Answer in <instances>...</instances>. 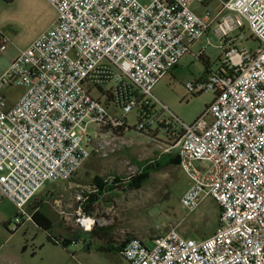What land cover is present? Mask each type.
I'll return each mask as SVG.
<instances>
[{
	"label": "built area",
	"instance_id": "2783aa9c",
	"mask_svg": "<svg viewBox=\"0 0 264 264\" xmlns=\"http://www.w3.org/2000/svg\"><path fill=\"white\" fill-rule=\"evenodd\" d=\"M48 1L56 21L0 75V198L15 205V222L31 219L27 205L48 182H68L92 154L130 145L129 131L152 139L163 133V153L179 144L189 179L182 207L194 212L212 198L219 224L204 238L172 228L152 247L134 236L122 257L130 264H264V0H219L215 15L194 12L196 0ZM215 21L229 48L207 77L186 84L192 95L212 91L214 99L184 123L167 116L152 91ZM245 25L261 46L238 48L231 33ZM11 87L23 92L7 105ZM125 166L128 181L146 165ZM94 191L84 192L76 213L86 231L98 223L83 208Z\"/></svg>",
	"mask_w": 264,
	"mask_h": 264
},
{
	"label": "rangeland",
	"instance_id": "374dc122",
	"mask_svg": "<svg viewBox=\"0 0 264 264\" xmlns=\"http://www.w3.org/2000/svg\"><path fill=\"white\" fill-rule=\"evenodd\" d=\"M13 7L17 9L12 10ZM192 10L199 15L207 11L215 15L220 11V2L196 0ZM0 13L6 22L4 25L9 33L10 47L33 42L52 26L56 18V10L48 0H16L13 4H5ZM217 23L215 21L211 25L201 39L205 43L199 42L198 47L202 48L205 44L204 58L213 69L224 57V48H229L215 31ZM231 36L239 38L238 48L256 49L261 46V42L252 38L248 25L232 32ZM192 53L184 56L152 91L168 107L167 116H175L188 124L200 117L214 99L212 91L192 95L186 89L188 82L199 80L208 70L205 62ZM4 60L5 57H2L0 63ZM22 92L21 87L6 88V104L15 102ZM95 94L98 95V91L95 90ZM135 116V112L130 114L131 124H134ZM127 134L131 138L130 145L108 156H90L74 179L48 182L35 196L34 199L44 202L41 211L52 222L49 231L31 219L16 223L15 205L6 197L0 198V264H130L117 251L101 249L107 244L83 232L86 230L79 227L75 220L80 197L87 191L88 185L104 183L111 177L124 179L128 171L124 167L126 160L144 165L161 159L164 166L169 165L170 155L163 153L167 142L163 133L159 139H152L134 130ZM179 149L180 145L176 144L174 151ZM188 187L189 179L179 166L170 164L152 171L139 189L125 186L104 192L93 205L91 215L98 220L95 227H111L114 241L121 242L128 237L138 236L151 247L152 238L165 235L172 228L194 238L210 236L219 224V204L207 198L196 211L188 212L181 205V197ZM74 231L78 232V237L64 246L62 240L72 236ZM55 238L60 243H56Z\"/></svg>",
	"mask_w": 264,
	"mask_h": 264
},
{
	"label": "trees",
	"instance_id": "16d2710c",
	"mask_svg": "<svg viewBox=\"0 0 264 264\" xmlns=\"http://www.w3.org/2000/svg\"><path fill=\"white\" fill-rule=\"evenodd\" d=\"M203 59V58H201ZM221 60V59H220ZM205 64L208 66L207 61H205ZM166 155H170V160H169V165H175L179 166V157L178 153L176 151H172L169 153H165ZM161 159H155L152 161H149L148 164L145 166L144 170L138 174L137 176L133 177L130 180H122L120 178H115L112 183H98L99 190L95 193H91L89 196V199L87 202L83 203V208L86 214L91 215L92 211L94 210L93 205L96 204V202L99 201L100 197L103 195L104 192L106 191H114L115 189L118 188H123V187H129L131 189H139L141 188L142 184L146 182V180L150 177L152 171H158L163 167H168L164 166L163 163L160 161ZM105 185V187H104ZM107 188V189H106ZM42 207L39 208L36 212L33 213L32 219L43 229L48 230L52 227L51 225V220L49 219L48 216H46L45 213L41 211ZM21 224V223H18ZM85 233H90L92 237H97V239L101 240L104 245L107 244V246H102L101 249L104 250H115L117 253L121 254V246H123L126 241H129L132 237H128L126 240H123L121 242L114 241L111 236V227L109 226H100V227H94L90 231H83ZM77 231H74L69 238H65L62 240V244L64 246H67L68 243H71L74 241V238L76 239L78 236ZM54 241L56 243H60V240L58 238H55ZM26 248V246H25Z\"/></svg>",
	"mask_w": 264,
	"mask_h": 264
},
{
	"label": "crops",
	"instance_id": "0c3cea01",
	"mask_svg": "<svg viewBox=\"0 0 264 264\" xmlns=\"http://www.w3.org/2000/svg\"><path fill=\"white\" fill-rule=\"evenodd\" d=\"M18 1V0H17ZM14 2H16V0H0V12H1V10H2V8L5 6V4H13ZM15 9H17L16 7H13L12 8V10H15ZM2 14H3V12H2ZM56 19H57V13H56V18H55V21H56ZM54 21V22H55ZM6 22H5V20H4V17L1 15V13H0V46H1V44H2V42H3V40L5 39V38H9V33H8V30H7V27L4 25ZM10 31L12 32L13 30L12 29H10ZM44 32V31H43ZM40 35V34H39ZM38 35V36H39ZM37 36V37H38ZM204 37V36H203ZM202 37V38H203ZM201 38V39H202ZM201 39L200 40H198L197 42H195L194 44H193V46H192V54L196 57V58H199V59H201V58H203V59H201L203 62H205V61H207V59H205L204 57H206L205 56V49L203 48L204 46H205V44L202 46V48H199L198 49V47L200 46V44H199V42L200 43H205V41L204 40H202L201 41ZM32 43V42H31ZM31 43H29V44H25V45H20V46H13V47H10V43H9V39H8V43H7V46H6V48L5 49H1L0 48V60H1V58L2 57H5V60L2 62V63H0V75L4 72V71H6L7 70V68L11 65V63L19 56V54L25 49V48H27ZM201 53V55H200V57H197L196 56V54H200ZM181 61V60H180ZM179 61V62H180ZM179 64V63H178ZM208 67V70H207V73L202 77V78H205V77H207L208 75H209V73L212 71V69L213 68H211L209 65L207 66ZM172 70V69H171ZM167 75V74H166ZM201 79V78H200ZM13 104V103H12ZM92 156H97V155H95V154H92L91 155V157ZM89 159V158H88ZM88 159L86 160V162L88 161ZM85 162V163H86ZM84 163V164H85ZM83 164V165H84ZM124 164V163H123ZM148 164V163H147ZM147 164H144V165H147ZM82 165V166H83ZM140 165V164H139ZM143 165V164H142ZM123 167V166H122ZM124 167H126L125 166V164H124ZM179 167H180V165H179ZM81 169V168H80ZM79 169V170H80ZM78 173V172H77ZM76 173V174H77ZM76 176V175H75ZM75 176L72 178V179H74L75 178ZM122 177V176H121ZM125 178H126V176H124ZM122 179V180H125L126 181V179ZM114 179L115 178H107L106 179V181H104L105 183H112L113 181H114ZM89 187H91L92 189H95V191L93 192V193H95V192H97L98 190H99V187H98V185L97 184H90V185H88V187H87V189L89 188ZM2 199V198H1ZM43 203L44 202H42V201H38L37 199H33L28 205H27V211H28V213L31 215V220H33L32 219V215H33V213L34 212H36L39 208H41L42 206H43ZM15 213H17V210H16V207H15ZM26 220V219H25ZM51 225H52V223H51ZM119 256L120 257H122V255L121 254H119ZM123 258V257H122ZM124 259V258H123ZM125 260V259H124ZM13 264H16L15 262H13Z\"/></svg>",
	"mask_w": 264,
	"mask_h": 264
}]
</instances>
